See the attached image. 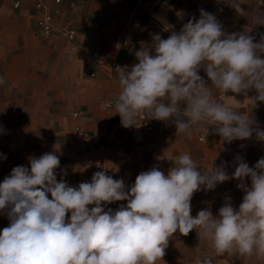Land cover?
<instances>
[{
    "label": "clouds",
    "instance_id": "9594fccd",
    "mask_svg": "<svg viewBox=\"0 0 264 264\" xmlns=\"http://www.w3.org/2000/svg\"><path fill=\"white\" fill-rule=\"evenodd\" d=\"M176 15L183 20L185 13ZM252 22L264 25V18ZM164 31L170 33L166 39L152 34L150 44L140 42L137 63L116 68L120 90L115 104L107 106L114 107L121 125L136 126L143 116L174 124L177 134L189 137L205 128L203 139L214 134L230 144L255 136L264 142V130L224 102L235 99L229 92L243 95L251 108L264 102V34L257 41L248 29L226 33L204 9L179 31L168 24ZM201 69L210 85L198 74ZM171 160L167 174L153 166L130 188L105 167L78 186L58 181L55 152L30 157L29 167L15 166L0 182V212L10 221L0 231V264H158L173 234L187 236L193 229L211 241L215 256L264 258V157L250 167L237 155L231 175L228 162L207 168L188 152ZM232 179L244 192L238 208L228 197L216 215L210 208L191 215L194 193ZM116 201L127 203L107 208ZM197 264H213V255L202 253Z\"/></svg>",
    "mask_w": 264,
    "mask_h": 264
},
{
    "label": "crops",
    "instance_id": "0c3cea01",
    "mask_svg": "<svg viewBox=\"0 0 264 264\" xmlns=\"http://www.w3.org/2000/svg\"><path fill=\"white\" fill-rule=\"evenodd\" d=\"M35 1L21 0L19 9L13 11L7 0H0V77L5 81L0 85V182L15 166L29 167L30 157L47 152L59 156L58 181L63 178L70 186L91 182L102 166L109 168L107 174L113 179L122 178L128 188L139 173L153 166L167 174L174 166L171 159L185 152L207 168L228 162L229 175L237 155L250 167L264 157V142L255 136L228 144L219 135L208 134L203 139L205 128L189 137L177 134L174 124L149 118L151 131L147 134L131 127L114 134L112 127L121 118L114 114V107L107 106L115 104L120 90L118 73L111 70V64L131 67L137 63L134 51L141 41L150 44L152 34L168 38L165 24L179 31L188 19H199L200 9L209 8L226 33L248 29L258 41L264 25H255L252 17L264 18V0H62L49 38L36 32V12L31 7ZM40 1L48 11L53 10L52 0ZM178 11L185 13L183 20L178 19ZM67 26L75 30L73 42L61 34ZM94 52L104 58L99 65L92 62ZM198 74L210 85L203 69ZM226 95L241 104L231 97L224 98L225 103L245 111L264 130V102L251 108L243 95ZM254 95V90L249 92L250 97ZM215 98H221L218 90ZM74 112L77 118L69 114ZM76 127L85 132L83 138L77 136ZM79 144L84 146L82 150ZM100 144H105L103 151L98 149ZM246 182L250 185V179ZM237 184L232 179L214 190L194 193L191 215L204 208L216 215L228 197L238 208L244 192ZM126 203L116 201L107 208L115 211ZM9 223L0 212V231ZM165 253L158 264H197L202 253L213 255V264H264V258L256 256H215L211 241L199 238L195 229L187 236L173 234Z\"/></svg>",
    "mask_w": 264,
    "mask_h": 264
},
{
    "label": "built area",
    "instance_id": "2783aa9c",
    "mask_svg": "<svg viewBox=\"0 0 264 264\" xmlns=\"http://www.w3.org/2000/svg\"><path fill=\"white\" fill-rule=\"evenodd\" d=\"M7 1L13 11L18 10L21 5V0H7ZM77 1L82 2L83 0H77ZM52 2L54 4V8L52 11L51 10L48 11L44 7V5L41 3L40 0H36L34 4L31 6L32 9H34V11L36 12V15H35L36 32L38 35H41L42 37H45V38L51 37L54 33V25L56 23V18L58 17V7L60 6L62 0H52ZM205 11L209 12L210 9L207 8L205 9ZM101 26L102 24L99 25V27ZM262 32H264V29H262ZM61 34L67 42H73L76 38V33L72 26H67L66 28H64L61 31ZM103 60L104 58L102 55L96 52L93 53V56H92L93 64L99 65L103 62ZM117 66H120L117 62H113L111 64V70L115 73H118V70H116ZM91 77H94V75L92 74ZM71 116L73 118H77L78 113L74 112L71 114ZM131 128L142 135L147 134L151 131L147 118L143 119V116L138 117L136 120V126H133ZM123 130H124V127L121 125V122L115 124L112 127V132L114 134H119ZM75 132L77 136L79 137L83 138L85 136V132L78 127L75 128ZM78 147L79 149L82 150L84 146L82 144H79ZM98 149L100 151H103L105 149V144H100L98 146ZM102 170H104V167L100 166L98 168V171H102Z\"/></svg>",
    "mask_w": 264,
    "mask_h": 264
},
{
    "label": "rangeland",
    "instance_id": "374dc122",
    "mask_svg": "<svg viewBox=\"0 0 264 264\" xmlns=\"http://www.w3.org/2000/svg\"><path fill=\"white\" fill-rule=\"evenodd\" d=\"M69 114H70V116H71V113H69ZM14 122H15V119H14ZM14 122H13V123H14Z\"/></svg>",
    "mask_w": 264,
    "mask_h": 264
}]
</instances>
